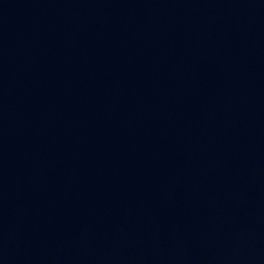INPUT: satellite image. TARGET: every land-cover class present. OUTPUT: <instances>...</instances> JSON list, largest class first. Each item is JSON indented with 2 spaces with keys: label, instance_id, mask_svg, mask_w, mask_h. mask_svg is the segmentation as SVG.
Segmentation results:
<instances>
[{
  "label": "water",
  "instance_id": "obj_1",
  "mask_svg": "<svg viewBox=\"0 0 264 264\" xmlns=\"http://www.w3.org/2000/svg\"><path fill=\"white\" fill-rule=\"evenodd\" d=\"M0 264H264V0H0Z\"/></svg>",
  "mask_w": 264,
  "mask_h": 264
}]
</instances>
